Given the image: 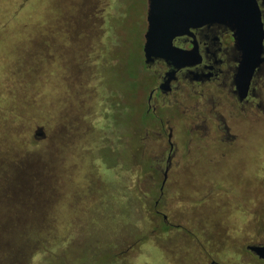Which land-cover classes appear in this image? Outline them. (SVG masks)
Returning a JSON list of instances; mask_svg holds the SVG:
<instances>
[{
	"label": "rangeland",
	"instance_id": "374dc122",
	"mask_svg": "<svg viewBox=\"0 0 264 264\" xmlns=\"http://www.w3.org/2000/svg\"><path fill=\"white\" fill-rule=\"evenodd\" d=\"M147 2L0 0V143L14 144L12 154L32 149L41 159L32 173L45 174L32 202L30 180L26 193L0 190V264H198L201 247L246 264L234 255L240 243L264 240L258 109L235 121L234 144L182 160L158 204L182 229L171 238L155 231L164 224L153 212L161 177L150 178V164L166 141L142 124ZM37 128L44 138L26 150ZM19 213L25 225L15 224ZM23 230L30 240L21 242Z\"/></svg>",
	"mask_w": 264,
	"mask_h": 264
},
{
	"label": "flooded vegetation",
	"instance_id": "af4514ba",
	"mask_svg": "<svg viewBox=\"0 0 264 264\" xmlns=\"http://www.w3.org/2000/svg\"><path fill=\"white\" fill-rule=\"evenodd\" d=\"M255 2L261 16L264 59V0ZM174 44L184 50L194 49L199 54L200 64L175 71L162 60L148 66L143 64V68L150 72L151 80L141 83V86H148L143 98L145 119L142 124L150 122L157 129L158 139L166 141V146L159 145V161L150 164L153 171L150 178L154 180L155 175L161 177L157 187L152 185L158 196L153 212L162 218L164 227L171 228L175 225L168 223V215L158 208V204L165 200L164 187L169 180H176L182 169L181 164L187 163L182 160L191 155V150L201 154L214 145L234 144L238 140L240 127L235 121L238 122L240 117L250 120L257 109L264 113V61L254 72L246 95L242 96L235 84L241 51L236 46L233 33L225 26L205 25L191 29V36L178 38ZM172 108L173 113L165 116L166 111ZM174 132L180 141L174 138ZM186 233L188 238L197 239L191 229H187ZM238 239L239 242L243 241ZM240 244L242 246L234 255L250 257L252 261L246 264H264L263 259L249 250L252 246H264V240ZM213 255L201 247L198 264H224L218 256Z\"/></svg>",
	"mask_w": 264,
	"mask_h": 264
},
{
	"label": "water",
	"instance_id": "95a60500",
	"mask_svg": "<svg viewBox=\"0 0 264 264\" xmlns=\"http://www.w3.org/2000/svg\"><path fill=\"white\" fill-rule=\"evenodd\" d=\"M205 25H222L233 33L241 51L235 84L245 96L254 72L264 61L263 29L255 0H148L144 65L162 60L173 71L197 66L201 62L199 54L194 49H181L174 42L191 36V29ZM35 136L44 138L41 128ZM249 250L264 260V246H252Z\"/></svg>",
	"mask_w": 264,
	"mask_h": 264
},
{
	"label": "trees",
	"instance_id": "16d2710c",
	"mask_svg": "<svg viewBox=\"0 0 264 264\" xmlns=\"http://www.w3.org/2000/svg\"><path fill=\"white\" fill-rule=\"evenodd\" d=\"M36 131H34L33 137L27 143L28 145L26 143H23L27 145L26 150L30 149L29 145L35 146L40 144L39 140H41L42 138L35 136ZM0 145L2 147L0 148V190H3L10 185L8 188L3 190L6 191V193L2 192L3 194H6L8 196H11L12 193L14 195L23 194L26 193V189L28 188L27 184L30 180V183L34 182V185L30 187L32 194H29V201L32 202L33 200H36L35 198H37V194H34V191L37 190L36 186L41 184L40 181L42 180V177H45V174L43 172L32 173V170L37 172V169L41 162L40 157L33 155L32 149L27 150V152L21 151L16 154H12L13 151L10 147L14 144L11 143L10 145H8V143L2 142L0 143ZM28 169L31 170L29 171ZM11 184L13 186V189L11 188ZM33 186H35V189H33ZM19 202L22 203V201ZM18 207H20V205H18ZM25 221L26 220L24 215H21L20 213L15 215L16 225H23ZM20 232L22 233L21 242L30 240L28 239V234L25 235L26 231L23 230Z\"/></svg>",
	"mask_w": 264,
	"mask_h": 264
},
{
	"label": "crops",
	"instance_id": "0c3cea01",
	"mask_svg": "<svg viewBox=\"0 0 264 264\" xmlns=\"http://www.w3.org/2000/svg\"><path fill=\"white\" fill-rule=\"evenodd\" d=\"M169 181H171V180H169ZM172 225H175V227L174 228H171L170 226L168 227V226H159L155 231H156V233H157V235H159L161 232H163L164 233V235H168V236H170V238L172 237V235L174 234H176V230L177 231H179V230H181L182 228L181 227H179V224H172ZM186 230L187 229H184L183 231L185 232V234H179V235H182V236H184V237H186V238H188V235H187V233H186ZM183 232V233H184ZM182 237H179L178 235L176 236V238H174V239H178V240H180ZM167 255L169 256V252H167ZM166 255V256H167ZM167 256V258L168 259H170L169 257ZM166 258V257H165ZM166 258V259H167ZM167 259V262H169V263H171L170 262V260H168Z\"/></svg>",
	"mask_w": 264,
	"mask_h": 264
}]
</instances>
